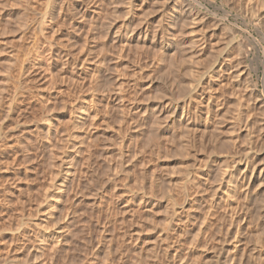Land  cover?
Returning a JSON list of instances; mask_svg holds the SVG:
<instances>
[{"label": "rangeland", "instance_id": "374dc122", "mask_svg": "<svg viewBox=\"0 0 264 264\" xmlns=\"http://www.w3.org/2000/svg\"><path fill=\"white\" fill-rule=\"evenodd\" d=\"M0 264H264V0H0Z\"/></svg>", "mask_w": 264, "mask_h": 264}, {"label": "bare ground", "instance_id": "6f19581e", "mask_svg": "<svg viewBox=\"0 0 264 264\" xmlns=\"http://www.w3.org/2000/svg\"><path fill=\"white\" fill-rule=\"evenodd\" d=\"M198 4H199V3H198ZM202 41H203V40H202ZM184 106H185V105H184ZM188 107H189V106H188ZM188 107H187V108H188ZM243 181H244V179H243ZM236 237H237V236H236ZM233 249H235V250H236V247H234ZM233 258H234V257H233Z\"/></svg>", "mask_w": 264, "mask_h": 264}]
</instances>
